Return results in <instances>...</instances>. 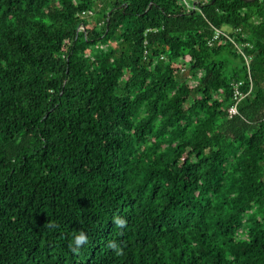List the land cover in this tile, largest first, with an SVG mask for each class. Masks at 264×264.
Masks as SVG:
<instances>
[{
	"label": "trees",
	"instance_id": "16d2710c",
	"mask_svg": "<svg viewBox=\"0 0 264 264\" xmlns=\"http://www.w3.org/2000/svg\"><path fill=\"white\" fill-rule=\"evenodd\" d=\"M100 1L0 0V264H264V0Z\"/></svg>",
	"mask_w": 264,
	"mask_h": 264
},
{
	"label": "built area",
	"instance_id": "2783aa9c",
	"mask_svg": "<svg viewBox=\"0 0 264 264\" xmlns=\"http://www.w3.org/2000/svg\"><path fill=\"white\" fill-rule=\"evenodd\" d=\"M183 1H184L187 8H192V5L189 3L188 0H183ZM83 13H85V12H83ZM219 35H224L227 38H230L227 32L222 31L220 29H216L213 38H217ZM238 50L242 53V50L239 46H238ZM241 84H242L241 81L233 83L232 103L230 104V106L228 108L229 115H235L238 113L237 106H238L240 100L251 89V84H250L249 89L247 90L246 93H244L240 89Z\"/></svg>",
	"mask_w": 264,
	"mask_h": 264
},
{
	"label": "rangeland",
	"instance_id": "374dc122",
	"mask_svg": "<svg viewBox=\"0 0 264 264\" xmlns=\"http://www.w3.org/2000/svg\"><path fill=\"white\" fill-rule=\"evenodd\" d=\"M104 3H105V2H104L103 0L100 1L99 3L97 2V3L95 4V6L93 7L91 14L88 15L87 17H88L89 19H95V18H98L97 13H94V12H95L98 8L100 9V8L103 6ZM224 30H225V31H228L226 27L224 28Z\"/></svg>",
	"mask_w": 264,
	"mask_h": 264
},
{
	"label": "clouds",
	"instance_id": "9594fccd",
	"mask_svg": "<svg viewBox=\"0 0 264 264\" xmlns=\"http://www.w3.org/2000/svg\"><path fill=\"white\" fill-rule=\"evenodd\" d=\"M85 240V236L83 235V233H81L74 238V243L78 247L80 244L84 243Z\"/></svg>",
	"mask_w": 264,
	"mask_h": 264
},
{
	"label": "water",
	"instance_id": "95a60500",
	"mask_svg": "<svg viewBox=\"0 0 264 264\" xmlns=\"http://www.w3.org/2000/svg\"><path fill=\"white\" fill-rule=\"evenodd\" d=\"M246 1H249V0H246Z\"/></svg>",
	"mask_w": 264,
	"mask_h": 264
},
{
	"label": "crops",
	"instance_id": "0c3cea01",
	"mask_svg": "<svg viewBox=\"0 0 264 264\" xmlns=\"http://www.w3.org/2000/svg\"><path fill=\"white\" fill-rule=\"evenodd\" d=\"M191 1H193V0H191Z\"/></svg>",
	"mask_w": 264,
	"mask_h": 264
}]
</instances>
